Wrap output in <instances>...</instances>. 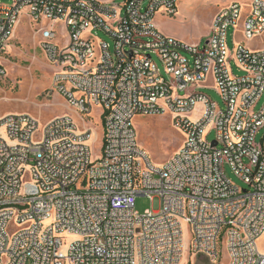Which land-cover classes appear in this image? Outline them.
Masks as SVG:
<instances>
[{
    "label": "built area",
    "instance_id": "2783aa9c",
    "mask_svg": "<svg viewBox=\"0 0 264 264\" xmlns=\"http://www.w3.org/2000/svg\"><path fill=\"white\" fill-rule=\"evenodd\" d=\"M9 1L0 4V79L25 16L40 27L56 91L83 116L102 110L105 138L94 161L91 132L79 136L69 117L44 130L28 114L0 119V264H181L185 226L192 254L217 262L224 245L227 264H264V46L241 43L234 54L228 46L231 29L246 41L264 36V0L222 9L204 45L156 26L158 14L176 17L183 0ZM94 32L114 49L96 44ZM210 78L224 107L198 92ZM157 115H171L184 135L161 166L135 126ZM141 196L158 199L159 210L139 214Z\"/></svg>",
    "mask_w": 264,
    "mask_h": 264
},
{
    "label": "rangeland",
    "instance_id": "374dc122",
    "mask_svg": "<svg viewBox=\"0 0 264 264\" xmlns=\"http://www.w3.org/2000/svg\"><path fill=\"white\" fill-rule=\"evenodd\" d=\"M97 1L109 3L105 0ZM183 1L184 6H181V2L178 15L174 18L166 17L161 23L163 26L161 31L164 28L172 36L160 32L187 45L199 44L203 39L202 44L204 45L208 40L206 34L211 28L213 18L220 10L230 6V4L224 0ZM252 1L241 3V5L248 8ZM123 2V0H112L110 4L118 5ZM0 4L11 5V1L0 0ZM120 15L122 17L124 12L122 11ZM56 29L59 33H63L61 24H58ZM236 30L231 29L228 34V46L233 54L236 47L241 43H245V46L250 50H257L264 46V36L253 41H246L240 33L234 38ZM93 37L96 39V44L97 41H106L114 49V42L105 33L94 32ZM42 41L40 27L29 22L23 16L8 48V56L5 61L7 76L0 79V119L9 115L28 114L37 120L41 129L44 130L53 121L69 117L77 127L79 136L91 132L90 139L86 144L90 147L93 159L96 161L101 158L105 138L102 110L95 109L92 114L86 117L67 104L66 100L55 89L53 83L54 70L42 51ZM154 59L159 63L162 72L165 74L164 66L156 56ZM234 73L235 75L241 74L236 67ZM212 82L210 78L198 92L209 96L219 107H224L220 92L208 87L212 85ZM263 103L264 98L259 106H262ZM201 111L202 107L198 105L190 116V120L194 121L195 118L200 117ZM135 126L139 144L155 165H164L183 144L184 135L174 127L171 115L140 116L135 120ZM263 135L264 130L258 137L259 142ZM208 139L213 142L216 139V133L212 132ZM227 175L235 185L240 188L245 187V184L236 177L230 167H227ZM158 210V199L151 200L143 196L137 198L136 211L139 214ZM184 233L186 249L182 264L228 263V254L224 245L220 248L222 254L217 262H212L201 255L192 254L190 252L192 241L190 227L185 226ZM258 244L264 254L263 240H260Z\"/></svg>",
    "mask_w": 264,
    "mask_h": 264
},
{
    "label": "crops",
    "instance_id": "0c3cea01",
    "mask_svg": "<svg viewBox=\"0 0 264 264\" xmlns=\"http://www.w3.org/2000/svg\"><path fill=\"white\" fill-rule=\"evenodd\" d=\"M123 1H125V0H123ZM224 1H226V3H229V4L231 5V4H234V3H239V4H241V3H247V2H251L252 0H224ZM105 2H112V0H105ZM183 2H184V1H183ZM183 2L181 3V6H182V7L184 6V5H183ZM220 11H221V10H220ZM220 11H219V12H220ZM219 12H218V13H219ZM218 13H217V14L215 15V17L213 18L212 24H213V22H214L216 16L218 15ZM165 18H166V16H164L163 14H158L157 17H156V19H155V23H156V26H157V28L159 29V31H161V27H163L161 23H162V21H163ZM212 24H211V25H212ZM161 32H163V33L166 34V35H170V36H172V34H169L164 28H163V31H161ZM209 34H210V30L207 32L206 36H209ZM202 41H203V39L201 40L200 43H203ZM199 106H201V107L203 108L202 105H199ZM198 119H199V117L195 118L194 121H197Z\"/></svg>",
    "mask_w": 264,
    "mask_h": 264
},
{
    "label": "bare ground",
    "instance_id": "6f19581e",
    "mask_svg": "<svg viewBox=\"0 0 264 264\" xmlns=\"http://www.w3.org/2000/svg\"><path fill=\"white\" fill-rule=\"evenodd\" d=\"M19 25V24H18ZM17 28V27H16ZM15 31H16V29H15ZM2 131L0 130V133H1ZM184 260V259H183ZM183 262V261H182ZM182 264V263H181Z\"/></svg>",
    "mask_w": 264,
    "mask_h": 264
},
{
    "label": "water",
    "instance_id": "95a60500",
    "mask_svg": "<svg viewBox=\"0 0 264 264\" xmlns=\"http://www.w3.org/2000/svg\"><path fill=\"white\" fill-rule=\"evenodd\" d=\"M214 146L216 147V146H217V144L215 143V144H214Z\"/></svg>",
    "mask_w": 264,
    "mask_h": 264
}]
</instances>
